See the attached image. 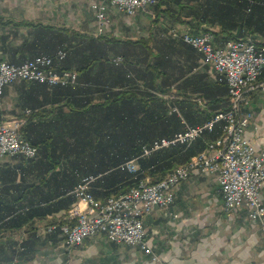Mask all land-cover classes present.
Returning <instances> with one entry per match:
<instances>
[{"label": "crops", "instance_id": "1", "mask_svg": "<svg viewBox=\"0 0 264 264\" xmlns=\"http://www.w3.org/2000/svg\"><path fill=\"white\" fill-rule=\"evenodd\" d=\"M251 11L253 22L241 37H250L262 46L264 0H256ZM108 14L111 25L104 34L147 39L154 52L160 51L163 39L153 28L156 24L151 23L150 7L131 16L109 5ZM0 17L2 21L33 20L43 25L65 26L96 36L89 0H0ZM203 25L211 31L219 30L217 24ZM232 31L237 33L238 29ZM6 32L12 34L3 40L2 34ZM126 32L129 33L121 36ZM29 34L26 27H0V53L9 57L5 47L17 48L23 39L30 38ZM211 40L218 45L224 43H217L213 36ZM185 44L176 38L172 41L174 64L191 67V72L185 75L201 74V82L211 81L215 72L203 64L202 55L194 47L190 46L192 50ZM14 49L10 55L14 60L30 55L24 49ZM260 80L264 81V72ZM179 81L171 82L166 93L152 91L169 100L168 111L173 106L177 108L175 113L185 128L194 124L188 123L175 101L182 99L183 94L192 93L189 87L179 89ZM19 85L20 82H13L5 86V105L0 103V111L9 116L22 113ZM52 87L47 90L51 91ZM24 94L26 105L35 113L30 134L38 142V153L31 160L18 155L0 158V264L12 258L17 259V264H155L138 246L109 241L101 234L86 237L81 245L67 249L56 228L46 230L51 223L70 218L72 207L79 202L72 187L82 175L92 173L100 164L80 163L83 159L74 154V145L79 142L75 128L89 123L81 119V105L66 104L61 90L50 93L34 86L24 90ZM195 100L199 108H205L203 98L195 97ZM249 109L253 117L245 135L252 139L257 150L264 149V89L258 88L251 94ZM204 134L200 137L210 140V133ZM102 190L104 187L99 184L90 187L92 195L99 200L105 199ZM261 198L264 201V184ZM79 206L83 208L84 202L80 201ZM143 224L145 241L169 264H264V223L251 219L244 207L224 210L214 174L194 169L175 186L171 203L167 207H155L144 216Z\"/></svg>", "mask_w": 264, "mask_h": 264}, {"label": "trees", "instance_id": "2", "mask_svg": "<svg viewBox=\"0 0 264 264\" xmlns=\"http://www.w3.org/2000/svg\"><path fill=\"white\" fill-rule=\"evenodd\" d=\"M251 2L159 0L149 6L153 18L151 23L157 24L162 16L171 24L164 32H169L172 26L183 25L192 33L209 32L217 43H221L227 39L242 38L244 31L253 22L254 14L251 10L256 0ZM254 21L257 22V18ZM203 24H217L219 30L211 31ZM0 27H26L30 33V38L23 39L17 48L5 47L10 55L13 49H24L30 55L14 60L9 54L8 57L0 53V58L21 64L35 56L47 55L52 57L57 70L76 73L75 83L72 84L20 82L19 99L23 102H20L22 113L19 117L25 119L20 131L38 150V142L30 134L31 120L35 113L32 107L26 105V89L35 86L50 93L61 90L67 99L66 104L71 107L74 103L81 105V119L89 123H82L75 128L79 142L74 145V154L83 159L78 161L80 163L100 164L92 173L85 175L101 173L91 185H102L105 199L110 194L126 191L146 177L153 182L161 179L168 171L205 149L206 141L214 140L222 133V124L219 123L209 132L210 140L203 138V134L188 145L178 144L154 151L148 156H140L141 147L146 142L156 137L171 136L184 129L176 113L168 111L169 100L155 95L152 90L166 93L171 82L179 80V89L189 87L192 94H183L182 99L175 101L189 124L208 119L214 112L229 107L228 90L223 80L215 77L209 82H201V74L185 75L191 72V67L174 64L171 53L174 52L172 41L175 38L171 35L162 37L160 53L154 52L147 39H122L106 34L93 36L69 27L43 25L33 20L2 21L0 17ZM233 28H237L238 32L234 33ZM10 34L3 33L2 39L5 40ZM185 45L194 50L190 45ZM58 50L65 52L61 59L56 57ZM117 56L120 57L118 62L114 61ZM173 71H177V75ZM49 86H53L51 91L47 90ZM195 97L205 100V108L198 107ZM26 109L30 110L28 114L24 112ZM3 113L6 112L0 111V116ZM136 157L139 168L130 172L125 162ZM56 230L59 231L58 227Z\"/></svg>", "mask_w": 264, "mask_h": 264}, {"label": "built area", "instance_id": "3", "mask_svg": "<svg viewBox=\"0 0 264 264\" xmlns=\"http://www.w3.org/2000/svg\"><path fill=\"white\" fill-rule=\"evenodd\" d=\"M159 0H89L94 13L96 35L106 33L111 25L108 6L134 15L138 10L156 4ZM169 33L192 47L201 55L203 64L222 75L228 90L229 107L214 112L210 118L195 125H186L171 137H160L141 147V156H148L163 147L177 144L188 145L205 132H211L217 123L222 124V133L208 142L205 149L192 155L186 162L176 166L165 177L150 181L139 180L126 192L109 196L104 201L96 199L89 190L94 176L83 177L73 189L79 202L71 209L68 220L59 225H49L47 230L58 227L65 248L83 243L89 236L103 235L116 243L138 246L155 264H169L145 241L143 218L155 207H167L173 200L174 188L186 179L194 169L214 174L220 185L224 210L244 207L251 219L264 223V201L261 189L264 184V149L257 150L252 139L245 135L252 120L249 109L251 94L264 89L260 80L264 72V45L259 46L250 37L227 39L218 45L212 42L209 32L192 33L180 25L172 26ZM58 50L57 59L64 57ZM120 60V57H117ZM17 80L37 81L48 85L75 83L72 71H59L52 57L35 56L21 64H12L0 58V95L4 87ZM171 110L177 112L176 107ZM23 119L0 121V157L21 155L35 156L36 147L22 135ZM220 137V138H219ZM130 172L137 170L135 159L125 162ZM6 264H17L12 258Z\"/></svg>", "mask_w": 264, "mask_h": 264}, {"label": "rangeland", "instance_id": "4", "mask_svg": "<svg viewBox=\"0 0 264 264\" xmlns=\"http://www.w3.org/2000/svg\"><path fill=\"white\" fill-rule=\"evenodd\" d=\"M136 21V20H135ZM137 23H138V21H136ZM149 26L151 25V23H149L148 24ZM169 25H171L168 21H167V19L165 18V17H160L159 18V20H158V23L156 24V25H154V29H155V31H156V34L157 35H159L160 34V37H164V36H170L171 35V33H169V32H164V30H166V28L168 29V27H169ZM148 26V27H149ZM182 28H184L185 30H187V31H189V29L186 27V26H181ZM127 33H129V32H126V33H123V34H121V36L122 35H125L126 36V34ZM164 34V35H163ZM172 36V35H171ZM173 37V36H172ZM174 38V37H173ZM183 42V41H182ZM185 43V42H184ZM187 44V43H186ZM189 45V44H188ZM191 46V45H190ZM195 49V48H194ZM117 57H119V56H117ZM117 57H114V61H116V62H118V61H120ZM7 62H9V61H7ZM9 63H12V62H9ZM12 64H14V63H12ZM211 70H212V68H211ZM72 72H74V71H72ZM74 74L76 75V73L74 72ZM214 75V78L216 77L218 80H223L224 81V79H223V77H222V75H220V74H218V73H215V74H213ZM21 81H23V80H17V81H14V82H21ZM24 81H26V80H24ZM31 81H33V80H31ZM13 83V82H12ZM4 89H5V87H4ZM6 99H8V98H6ZM4 90H3V92H2V94L0 95V103L2 104V105H5L4 103ZM29 109H26L24 112L26 113V114H28L29 113ZM170 112H176V111H173V110H169ZM14 118H17V119H23V121H25V119H24V117H22V116H9V114L7 113V114H5V113H3L1 116H0V121H2V122H4V121H8V122H10V120H13ZM198 124V123H197ZM195 125V124H194ZM21 129V128H20ZM206 133V132H205ZM204 134V133H203ZM202 134V135H203ZM173 135V134H172ZM171 135V136H172ZM171 136H163V137H171ZM160 138V137H159ZM155 139H157V138H155ZM155 139H153V140H155ZM153 140H151L149 143H145V144H143V145H149V144H151L152 143V141ZM142 145V146H143ZM178 145V144H177ZM182 145V144H181ZM36 147V146H35ZM168 147H171V146H168ZM163 148H167V147H163ZM163 148H161V149H163ZM36 149H37V147H36ZM160 150V149H159ZM157 151V150H156ZM37 153H38V150H36V153H35V156L34 157H36V155H37ZM142 155V152H140V156ZM13 156H17V155H6V156H3V157H0V158H8V157H13ZM18 156H21V155H18ZM21 157H23V156H21ZM34 157H31V158H25V159H32V158H34ZM24 158V157H23ZM133 159H135V164H136V167H137V169L139 168V165H138V162H137V157L136 158H133ZM183 164V163H182ZM179 165H181V164H179ZM178 166V165H177ZM175 168V167H174ZM173 168V169H174ZM127 169V168H126ZM173 169H171L170 171H172ZM128 170V169H127ZM129 171V170H128ZM170 171H168V172H170ZM167 172V173H168ZM166 173V174H167ZM166 174L163 176V177H165L166 176ZM101 174H87V175H84L83 177H85V176H94L95 178L90 182V185H89V190H90V187H91V184L96 180V178L97 177H99ZM82 177V178H83ZM162 177V178H163ZM189 177V176H188ZM187 177V178H188ZM81 178V179H82ZM80 179V180H81ZM144 179H149L150 180V178L149 177H146V178H144ZM79 180V181H80ZM78 181V182H79ZM151 181V180H150ZM78 182L74 185V187L78 184ZM181 182V181H180ZM74 187L72 188V193H73V189H74ZM132 187V186H131ZM130 187V188H131ZM130 188H128V189H130ZM219 188H220V185H219ZM127 189V190H128ZM126 190V191H127ZM126 191H123V192H126ZM123 192H121V193H123ZM121 193H118V194H110V195H108L107 197H109V196H116V195H119V194H121ZM92 194V193H91ZM223 200V199H222ZM100 201H102V200H100ZM69 219V218H68ZM67 219V220H68ZM66 221V220H65ZM64 222V220L63 221H56V222H54V223H51V225H59L60 223H63ZM144 225V224H143ZM49 227V226H48ZM47 227V228H48ZM47 230V229H46ZM53 230V229H52ZM52 230H48V231H52ZM90 237V236H89ZM11 260V259H10ZM9 262V261H8Z\"/></svg>", "mask_w": 264, "mask_h": 264}, {"label": "bare ground", "instance_id": "5", "mask_svg": "<svg viewBox=\"0 0 264 264\" xmlns=\"http://www.w3.org/2000/svg\"><path fill=\"white\" fill-rule=\"evenodd\" d=\"M220 138V137H219Z\"/></svg>", "mask_w": 264, "mask_h": 264}]
</instances>
